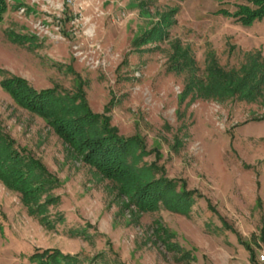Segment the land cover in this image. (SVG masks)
Wrapping results in <instances>:
<instances>
[{"label":"rangeland","instance_id":"1","mask_svg":"<svg viewBox=\"0 0 264 264\" xmlns=\"http://www.w3.org/2000/svg\"><path fill=\"white\" fill-rule=\"evenodd\" d=\"M7 3L0 80L12 74L36 89L58 85L72 94L80 77L91 110L107 115L119 135L144 143L148 153L137 165L155 163L156 176L163 171L194 192L183 213L139 211L0 87V129L54 176L49 192L57 199L41 219L0 182V264H34L36 248L83 253L92 264H254L247 247L264 264V96L184 92L191 77L205 78L207 56L225 70L240 69L250 55L264 61V17L237 21L245 0ZM171 9L164 38L138 43ZM10 33L29 39L16 43ZM174 43L193 64L178 66ZM166 240L193 258H179Z\"/></svg>","mask_w":264,"mask_h":264},{"label":"trees","instance_id":"2","mask_svg":"<svg viewBox=\"0 0 264 264\" xmlns=\"http://www.w3.org/2000/svg\"><path fill=\"white\" fill-rule=\"evenodd\" d=\"M7 1L0 0V22L7 11ZM175 11L176 9H171L170 12L162 14L160 22L144 33L138 43L163 39L164 27ZM235 17L242 23L263 18L264 0H245V4L238 5ZM10 39L22 43L29 38L10 33ZM173 50L172 58L179 63L181 69L193 64L188 49L174 43ZM250 58L249 62L238 70H225L214 57L207 56L205 78L191 77L184 92H193V95L205 98L238 97L247 101L263 97L264 61L259 54L253 57L250 55ZM0 73L3 74L5 71L0 68ZM78 78L79 85L72 94L58 85L36 89L27 79L12 74L0 80V87L16 105L40 117L70 152L81 157L83 163L109 180L117 193L128 197L129 202L139 211H152L164 207L185 212L191 206V195L194 191L186 189L184 182L180 183L176 179L166 177L163 171L156 176L160 171L155 163L138 166L142 155L148 153L142 140L138 135L128 137L119 135L117 128L110 125V118L107 115L92 111L84 97L83 81ZM109 106L110 104L106 111L109 110ZM0 182L18 193L28 212L38 218L47 211L49 204L57 201L49 192L56 184L54 176L39 159L26 148L18 146L16 141L1 129ZM261 235L264 238V226ZM165 242L169 248L181 251L179 258L189 260L193 258L190 251L183 250L178 244H173L170 240ZM247 249L250 253V262L259 264L254 260L252 249L250 247ZM30 258L34 264H81L82 261L88 260L92 264L95 260L83 256V253L64 254L56 248H36Z\"/></svg>","mask_w":264,"mask_h":264},{"label":"built area","instance_id":"3","mask_svg":"<svg viewBox=\"0 0 264 264\" xmlns=\"http://www.w3.org/2000/svg\"><path fill=\"white\" fill-rule=\"evenodd\" d=\"M259 262H264V252H261L259 255Z\"/></svg>","mask_w":264,"mask_h":264}]
</instances>
